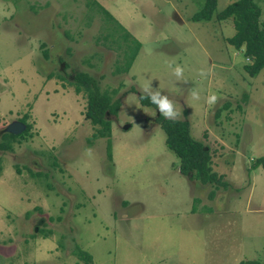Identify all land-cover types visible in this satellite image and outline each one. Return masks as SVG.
Here are the masks:
<instances>
[{
	"label": "rangeland",
	"instance_id": "obj_1",
	"mask_svg": "<svg viewBox=\"0 0 264 264\" xmlns=\"http://www.w3.org/2000/svg\"><path fill=\"white\" fill-rule=\"evenodd\" d=\"M204 3L0 0V144L23 128L0 150V264H84L77 245L94 264H264V170L250 169L264 157V68L245 72L232 19L191 20ZM80 71L120 103L110 159L106 139L88 146ZM145 83L188 120L225 186L179 173L159 111L139 103Z\"/></svg>",
	"mask_w": 264,
	"mask_h": 264
},
{
	"label": "trees",
	"instance_id": "obj_2",
	"mask_svg": "<svg viewBox=\"0 0 264 264\" xmlns=\"http://www.w3.org/2000/svg\"><path fill=\"white\" fill-rule=\"evenodd\" d=\"M217 0H205L203 8L195 13L191 20L194 22L210 21L216 17L219 21L232 19L235 33L227 42L237 50H242L244 57L250 62L245 65V72L251 76H256L264 68V30L261 28V9L255 3V0H237L229 4L222 12L215 14ZM108 17H111L104 11ZM108 36H111L108 34ZM139 47V46H137ZM133 58L126 63L123 70L126 72ZM61 78V77H60ZM72 86L76 94H82L86 100L84 118L94 127V132L88 139V146H91L96 139L107 140V154L110 159L111 153V134L112 123L109 120L110 115L116 116L120 108L117 100H112L111 96L102 91L98 81L87 72H77L74 75ZM139 103L145 107H156L147 99H140ZM227 106V104H226ZM186 116V111H184ZM156 122L159 124L165 134V145L174 153L179 160V173L183 176L193 175L192 179L201 184H220L225 186L221 177L212 170V156L210 150L205 145L195 140L190 133V124L187 119H165L158 115ZM14 134H4L5 140L0 144V150H9L10 142ZM6 142V143H5ZM261 167L264 170V157L256 158L250 169ZM31 173V176L41 177L42 173ZM74 254L78 260L84 264H94L90 253L82 250L77 245ZM239 264H261L258 261H242Z\"/></svg>",
	"mask_w": 264,
	"mask_h": 264
},
{
	"label": "clouds",
	"instance_id": "obj_3",
	"mask_svg": "<svg viewBox=\"0 0 264 264\" xmlns=\"http://www.w3.org/2000/svg\"><path fill=\"white\" fill-rule=\"evenodd\" d=\"M173 74L180 78L183 73V68L177 64L173 69ZM200 75L203 77L206 74L201 70ZM152 87L150 86V83H145L140 94V99L145 98V93L147 94V99L150 101L151 104H154L156 106V109L159 111L160 115H162L165 119H171L174 120L177 116V112L174 107V103L172 100L168 98L167 95H161V92L159 91H150ZM191 97L193 101H199L200 100V94L198 90H193L191 93ZM217 96L215 92H212L211 94L207 95L205 98V103L208 105H213L216 102Z\"/></svg>",
	"mask_w": 264,
	"mask_h": 264
},
{
	"label": "water",
	"instance_id": "obj_4",
	"mask_svg": "<svg viewBox=\"0 0 264 264\" xmlns=\"http://www.w3.org/2000/svg\"><path fill=\"white\" fill-rule=\"evenodd\" d=\"M22 125L21 124H14L10 127H8V132L10 134H14V135H17L18 133H20L22 131Z\"/></svg>",
	"mask_w": 264,
	"mask_h": 264
},
{
	"label": "crops",
	"instance_id": "obj_5",
	"mask_svg": "<svg viewBox=\"0 0 264 264\" xmlns=\"http://www.w3.org/2000/svg\"><path fill=\"white\" fill-rule=\"evenodd\" d=\"M88 74H90L89 72H87ZM92 76V75H91Z\"/></svg>",
	"mask_w": 264,
	"mask_h": 264
}]
</instances>
